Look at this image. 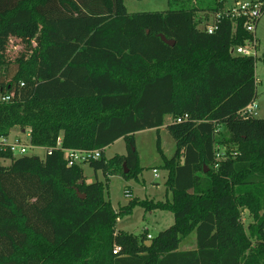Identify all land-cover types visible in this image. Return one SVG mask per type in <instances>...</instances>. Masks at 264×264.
Instances as JSON below:
<instances>
[{
  "label": "trees",
  "instance_id": "trees-1",
  "mask_svg": "<svg viewBox=\"0 0 264 264\" xmlns=\"http://www.w3.org/2000/svg\"><path fill=\"white\" fill-rule=\"evenodd\" d=\"M166 1L164 11L129 13L123 0H0V96L12 94L0 102V137L29 129L45 149H0L10 161L0 165V264H264V118L240 114L256 99V57L230 54L252 35L243 20L199 28L222 0ZM23 29L25 50L8 60L6 35ZM166 116L170 158L158 135ZM152 128L170 198L132 197L115 210L109 176L119 167L138 179L134 134ZM58 138L62 149L99 150L87 163L104 182L68 166ZM118 139L126 154L106 160ZM136 206L173 214L150 245L146 231L116 229ZM193 232L195 247L181 250Z\"/></svg>",
  "mask_w": 264,
  "mask_h": 264
},
{
  "label": "rangeland",
  "instance_id": "rangeland-1",
  "mask_svg": "<svg viewBox=\"0 0 264 264\" xmlns=\"http://www.w3.org/2000/svg\"><path fill=\"white\" fill-rule=\"evenodd\" d=\"M126 9L129 13L164 11L169 8L166 0H123ZM24 36L6 35V57L8 60H14L19 53L23 52L25 37L31 35L28 29H23ZM257 54L255 64L256 76V99L253 104L252 116L256 118H264V16L261 18L257 27ZM9 75L15 72V65L11 64ZM3 66L0 67V71ZM172 121L171 116H166L164 125L159 129L158 135L160 140V148L165 157L170 158L175 150V142L166 129V125ZM19 138L21 142L27 143V138L23 132L17 127L10 130L9 139L14 140ZM157 131L155 129H145L134 134L135 149L138 154V164L142 168L138 179H122L118 173L109 176L106 184L107 189L104 190L105 199L109 200L113 207L123 204L125 198L123 196V188L125 184L131 186L134 195L140 198H145L153 201H164L170 197V192L165 189L164 181L167 178V171L161 168L163 164V157L159 154L156 146ZM126 143L123 139L113 143L105 148L104 158L111 159L115 154L126 152ZM218 149V146H217ZM220 150V151H219ZM217 150L218 155L225 151L224 147ZM27 155H37L43 157L45 155L44 149H28ZM8 159L0 158V165H8ZM83 172L87 175L89 181H103L104 176L101 170L94 171L88 163L81 164ZM156 169L158 177L153 175L152 170ZM121 177H119V176ZM158 184V185H157ZM108 194V195H107ZM243 223L246 226L249 221L247 212H244ZM174 221L173 214L164 210L145 211L143 208L136 206L129 214L123 215L116 220V225L128 232L139 234L145 230L148 234L156 235L159 231L167 228ZM194 232L188 235L185 240L180 243V248L187 247L189 240L194 238Z\"/></svg>",
  "mask_w": 264,
  "mask_h": 264
},
{
  "label": "built area",
  "instance_id": "built-area-1",
  "mask_svg": "<svg viewBox=\"0 0 264 264\" xmlns=\"http://www.w3.org/2000/svg\"><path fill=\"white\" fill-rule=\"evenodd\" d=\"M222 6L214 12L209 13L207 19H204L199 23V28L205 32L211 34L219 26V23L228 19L236 24L237 21L243 20V29L250 33L252 37L247 39L243 45H234L230 48L231 55H241V56H255L256 55V40H255V27L258 20L261 18L264 12V0H222ZM12 97V94H6L0 96V102H8ZM253 104L247 105L242 111V116L252 115ZM187 115L176 118L175 122L179 123L185 120ZM23 134L27 138V143L21 142L19 138L14 140L9 139V135L0 137V149L3 151H9L14 157L23 156L27 154L28 149H36L30 143V130H22ZM56 149H61L63 151L64 159L68 166L73 164H83L87 163L92 159H97L100 156L99 150H83V149H62L60 144V138L57 139ZM45 151V149H44ZM51 152V149L46 150ZM153 175L158 177L156 169L152 170ZM125 196H130L127 190L124 191ZM148 238H151L149 235ZM119 250L118 247H114L113 253Z\"/></svg>",
  "mask_w": 264,
  "mask_h": 264
},
{
  "label": "crops",
  "instance_id": "crops-1",
  "mask_svg": "<svg viewBox=\"0 0 264 264\" xmlns=\"http://www.w3.org/2000/svg\"><path fill=\"white\" fill-rule=\"evenodd\" d=\"M264 16V14L261 16V18ZM261 18L259 19V21H258V23L256 24V27H255V33H254V36H255V40H256V49H255V51H256V54H257V41H258V39H257V27H258V24H259V22H260V20H261ZM22 131V130H21ZM120 139H118V140H116L114 143H116V142H118ZM113 144V143H112ZM36 149H40V147L39 148H36ZM41 149H43V148H41ZM126 150V149H125ZM122 155H124V154H126V152L124 151V153H121ZM155 168V167H154ZM83 174H84V176L86 177V180H87V182H91V181H89V179H87L88 177H87V175L83 172ZM119 176V175H118ZM119 177H121V176H119ZM167 177V176H166ZM122 179L124 180V178L122 177ZM166 180V179H165ZM158 185V184H157ZM164 185H165V181H164ZM107 187H108V185H107ZM107 187H106V189H107ZM165 189H166V186H165ZM125 190H127L128 192H129V194H130V196H125L124 195V191ZM108 195V194H107ZM123 196H124V198H125V201H124V203L123 204H119L117 207H113L115 210H118L119 209V207H121V206H125L126 204H127V202L129 201V199H131L132 197H137V198H140L138 195L137 196H135L134 195V192H133V190H132V188H131V186H129V185H127V184H125V187L123 188ZM167 198V197H166ZM170 198V197H169ZM140 199H145V198H140ZM108 200H109V196H108ZM158 201H161V200H158ZM150 212H152V211H150ZM172 224H170L169 226H171ZM168 226V227H169ZM167 227V228H168ZM116 229L117 230H121V231H126V232H128L127 230H125V229H122V228H120V227H118L117 225H116ZM166 229V228H165ZM164 230V229H163ZM143 231H145V230H143ZM142 231V232H143ZM131 233V232H130ZM134 234V233H133ZM140 234V233H139ZM146 235H147V238H148V236L150 235L151 236V238H148V239H152V237L154 236V235H152V234H148L147 232H146ZM195 235V234H194ZM185 240V239H184ZM190 242H189V245L187 246V247H182V248H180L181 250H188V249H193L194 247H195V236H194V238L193 239H190L189 240Z\"/></svg>",
  "mask_w": 264,
  "mask_h": 264
},
{
  "label": "water",
  "instance_id": "water-1",
  "mask_svg": "<svg viewBox=\"0 0 264 264\" xmlns=\"http://www.w3.org/2000/svg\"><path fill=\"white\" fill-rule=\"evenodd\" d=\"M161 38H162V40H163L164 42H166V43L169 44V45H173V44H174V41L167 40V39H165L163 36H161ZM123 168H124V173H126V172L128 171V169L126 168L125 163H123ZM189 192L191 193L192 190L190 189ZM79 196H80L81 198H84V194H80ZM151 243H152V240H151V239H148V240L145 241V244H146V245H150Z\"/></svg>",
  "mask_w": 264,
  "mask_h": 264
}]
</instances>
